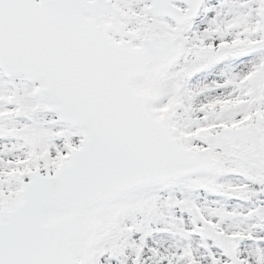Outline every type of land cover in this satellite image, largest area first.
Segmentation results:
<instances>
[{"label": "snow or ice", "instance_id": "6c2138e0", "mask_svg": "<svg viewBox=\"0 0 264 264\" xmlns=\"http://www.w3.org/2000/svg\"><path fill=\"white\" fill-rule=\"evenodd\" d=\"M0 264H264V0H0Z\"/></svg>", "mask_w": 264, "mask_h": 264}]
</instances>
